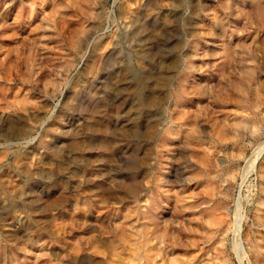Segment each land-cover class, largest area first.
I'll list each match as a JSON object with an SVG mask.
<instances>
[{
    "label": "rangeland",
    "instance_id": "rangeland-1",
    "mask_svg": "<svg viewBox=\"0 0 264 264\" xmlns=\"http://www.w3.org/2000/svg\"><path fill=\"white\" fill-rule=\"evenodd\" d=\"M233 11L0 0V264H238V197L264 264V156L242 185L237 156L264 142V30L237 31Z\"/></svg>",
    "mask_w": 264,
    "mask_h": 264
},
{
    "label": "bare ground",
    "instance_id": "bare-ground-1",
    "mask_svg": "<svg viewBox=\"0 0 264 264\" xmlns=\"http://www.w3.org/2000/svg\"><path fill=\"white\" fill-rule=\"evenodd\" d=\"M262 2H264V0H225L226 9L229 8V9L234 10L233 12H234V14L236 16L235 18L237 20V24H236V27L238 29L237 31H239V32L246 31L248 25H253V28L256 30H264V12L261 10ZM260 11L263 14H261ZM237 18H239L240 21H238ZM241 21H244V23H241ZM230 32L235 33L234 27L231 28ZM247 35H248V37H250L253 40V42L256 40V37H257L256 32H253L252 34L249 32V34H247ZM231 36H235V35H232L229 33L225 36L224 40L221 41L220 47H223L222 50H224L225 52L228 50L229 47H232L233 43H235V40H236V43L239 40L238 34L236 35V39H234V37H233V41L230 39ZM257 44H258V41L256 42L255 45H257ZM259 44H260V46L264 47V40L260 41ZM261 57L264 58V53L261 54ZM9 69L10 70L7 72V74L9 73V77L12 78L16 73H14V71L11 67ZM177 86H178V89L181 88L179 85H177ZM258 93H260L259 89H258ZM175 104H176V101H174V106H175ZM170 121H171V119H170ZM250 124H251V127H250L251 128V136H253L254 135L253 130L255 129V131H257V127L252 122H250ZM154 129H155V125L150 126L147 129L148 130L147 131L148 136H150L154 133ZM169 129L170 128H168V130H166V128L164 129V136H165V142L166 143L172 141V138L169 135L171 133ZM133 136L134 137H140L141 132L136 131L135 133H133ZM162 140H164V138ZM8 143L11 144L10 142H8ZM8 143H6V144H8ZM166 146H170V145L167 144ZM237 156L241 157L242 160L244 161V165H243V167L241 166L242 168L240 169L241 172L239 174L240 179H241V182L239 181V183L241 185L244 184L249 179V177L251 175H255V176L260 177L262 158L264 156V142L257 144L252 149V151L248 157H244L241 153H239ZM161 178H162V174H159L155 178V183L156 184L158 183L157 184L158 187H159V184L162 182ZM262 180H263V178L261 177L260 181H262ZM158 187H156V190H159ZM239 193H240V191H239ZM143 207L145 210V212H144L145 218L152 216L156 221H159V218L162 217L161 212H164V209L169 208L166 201L160 200L158 197L156 199V204H155V199L153 201L152 198H150L149 193L146 194V198L144 199ZM246 220H247V216L244 213V209L242 208L241 198L238 197L235 201V204H234L233 216H232V220H231L232 223H231V226L229 228V231L232 234V238H231V242H230L231 250L233 251V253L235 255L234 258L237 260L238 264H243V262L244 263L246 262V264H262V260L260 258L259 245H256L257 243H254L252 240L247 241L248 250H246L244 243L241 239L242 225Z\"/></svg>",
    "mask_w": 264,
    "mask_h": 264
}]
</instances>
